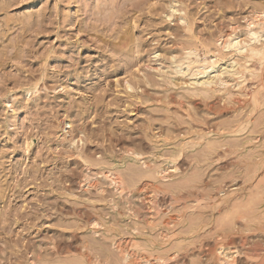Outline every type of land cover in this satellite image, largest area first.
<instances>
[{"label":"rangeland","instance_id":"1","mask_svg":"<svg viewBox=\"0 0 264 264\" xmlns=\"http://www.w3.org/2000/svg\"><path fill=\"white\" fill-rule=\"evenodd\" d=\"M172 1L0 0V214L12 218L2 264H85L84 242L88 264H124L118 242L155 264H219L222 244L239 251L235 264H253L242 252L264 247V106L251 114L236 92L224 104L170 80L173 57L186 47L203 57L264 0ZM31 85L39 92L27 95ZM250 115L239 132L218 131ZM124 146L150 165L109 166L142 192L119 195L102 180L103 196L79 188L86 157L108 163ZM26 247L48 259L29 262Z\"/></svg>","mask_w":264,"mask_h":264},{"label":"bare ground","instance_id":"2","mask_svg":"<svg viewBox=\"0 0 264 264\" xmlns=\"http://www.w3.org/2000/svg\"><path fill=\"white\" fill-rule=\"evenodd\" d=\"M171 2L173 1L171 0ZM242 5L245 6L247 4L241 3L240 6ZM170 9H172V14L169 15V17L171 18L173 17L175 12H178V9H176V7L173 5L170 6ZM180 19L187 20L186 18H183V17H181ZM245 19H247L246 25L240 31H238V29L235 27H233L230 32H225L224 30L219 31L215 39V49L212 50V47L206 46L207 51L204 53L203 57L200 56V50H198V48L196 47L184 48L183 57H180V58L173 57L172 58L171 64L172 66H174V68L172 69L173 72L171 74L172 77H170V80L174 83L181 81L182 85H187L189 88H191L192 90L196 92H199L202 95L209 94V93L220 94L222 98L221 100L222 102H224V104L228 101V99H233V96H230V94L233 92H236L238 95L245 97L243 99L247 100V101H243L242 98H240L241 100L238 99V102L240 104H244L245 107L251 108L252 110L251 114L257 113V111L262 106H264V3H263V6L261 7L253 8V11L251 12L250 17H246ZM219 52H223V53L228 52V56L230 58L227 61H225V58H220ZM156 56L158 57V55ZM12 57L13 56H8L7 58L8 60H10ZM150 69L156 72L161 71L160 68L156 69V68L151 67ZM38 92H39V89L37 85L36 86L31 85L29 90H27V95H30L31 93L36 94ZM251 121H252V115H250L244 122L240 123L237 126V129L235 130L225 131L226 129H224L223 127H220L218 131L221 132L223 135L233 134V133L239 132L240 129H242L244 124L250 123ZM71 127L72 125L69 122L66 126V129H70ZM65 132L67 133V131ZM259 139L261 140L260 136L255 137L254 139H252V141L253 140L258 141ZM261 146H264V141L261 143ZM117 150L118 151L112 154V156H108V163L106 161L105 162L98 161L97 163L95 162L93 164V162H90L89 158L86 157L87 160H85V163L83 164L85 168V172L82 174L83 176L81 175L82 177L81 176L79 177V180H78L80 189L82 190L94 189L97 194L103 196L106 192V189L99 182L100 180H102V181H105L109 187H112L115 190V192L119 195L128 196V194L139 193L143 191V189L141 188L138 189L139 187L133 188L132 190H130L131 187L128 186L129 184L127 185L126 181L128 180L127 179L125 180L124 174L110 167L111 165L116 166V167L118 166L123 167L126 161H131V162H134L135 164L141 163L142 166H149L150 164L144 159L142 153L139 152L135 147H132V146L125 147L124 146L122 148H117ZM155 156H158V155L156 154ZM109 162L111 163L110 166H109ZM115 162H117V164ZM261 163L263 164L264 161H261ZM263 166L264 165H262V167ZM124 168L126 169V167ZM129 168H131L132 170V167L129 166ZM249 170H248V173L250 172ZM259 171L260 169L255 171L254 175H257ZM133 173L134 172L132 171L129 172L131 177L133 176ZM155 173L157 175V178H160L163 181L170 179L167 169H164L162 167H157ZM34 179L38 180L36 177H34ZM133 179L135 180V178ZM4 192L5 191H0V202L4 199V196L1 197V194L5 195ZM153 192H159V191H156L155 189ZM129 212L132 215H136V211L132 209L129 210ZM23 217H26V215H24ZM16 218L20 219L21 214L20 216L17 215ZM16 218H15V221L17 220ZM10 220H12L11 214H0V231L7 230V227H1V226ZM34 221L35 220H32V222ZM150 223H153V221ZM261 224L263 223L261 222ZM90 225H91V229L94 234L99 233V231L96 229L102 228V224L99 222H94V223H91ZM256 229L257 228H255V230ZM261 231L264 233V226L263 228H261ZM244 241H245V238H244ZM115 245H116L117 250L121 254L119 255L120 258L122 256L123 258L122 260L127 264L128 263L129 264H155L154 263L155 261L156 263L159 262L157 261L158 259L156 257H155L156 260L153 262L151 259H148L147 257L143 256L144 249L140 247L138 244H136L135 242L131 244L133 252L129 251L131 248L130 243H128L127 246H124L123 244L119 242L116 243ZM26 249H29L28 254L29 256H31L30 258L31 261L29 262L31 263L37 262V261L41 262L42 260L44 261V259H48L47 256H43L42 252H37V255L35 254L36 257L34 255L35 258H33L31 255L30 248L26 247ZM51 250L54 251L53 255H58L60 252L58 245L55 244L54 241H52L51 243ZM215 250H217L218 252L219 264H235L236 255L239 254L238 250H235V248H230L224 244L220 245L217 249L215 248ZM7 253H8L7 248L0 246V264H2V262L5 260L4 256ZM242 253H243L242 255H245L248 259L249 258L250 260L252 259L253 264H264V247L263 248L254 247L253 249H251V251L250 250L244 251ZM138 254H140L139 255L140 257L138 256ZM90 256L91 254L88 248V242H84V247L82 250V257L85 260V264H88L90 262V258H91ZM136 257L139 258L140 260L136 261V259H134ZM48 263H50V261ZM92 264H99V263L93 262Z\"/></svg>","mask_w":264,"mask_h":264}]
</instances>
